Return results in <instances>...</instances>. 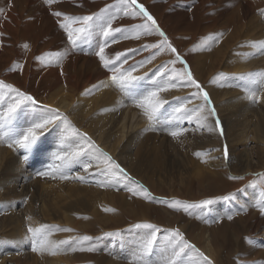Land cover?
Instances as JSON below:
<instances>
[{"label": "rangeland", "instance_id": "374dc122", "mask_svg": "<svg viewBox=\"0 0 264 264\" xmlns=\"http://www.w3.org/2000/svg\"><path fill=\"white\" fill-rule=\"evenodd\" d=\"M246 1L247 0H236V2H233L232 5L225 3V0H137V6L139 5V3H141L143 4L144 8L146 7L152 10L153 12L152 16L156 15L153 17L155 18L157 17L156 19H158L159 22L157 23L156 21V23L160 31L164 33V36H161L155 31H152L150 35L145 34L143 25L145 24L146 19L145 20L138 19L140 16H135V15L125 16L123 12V7L119 4L118 0H81L80 5L82 6V8L74 11L75 12L74 17H81L86 15L91 16L94 13L98 15L93 16V21L91 22L92 27L89 28L87 36L78 40L80 44H87L86 46L87 52H91L90 53L91 56L88 59H82L79 62V64L81 63L85 64L87 61L93 60L94 58V56H92L94 54L93 50H95V52L97 53L99 47L90 50L88 43H94L96 41L100 42L102 40H105V37L103 36L100 28V24L101 23L106 24L107 19L110 18V16H116V19L112 20V27L119 28L121 29V31L124 30V32H126L127 34L125 36H127L128 38L125 39L124 35L123 37H121L119 32V33H114L116 39L115 43H113L111 39L108 40V44L114 45L113 47L114 52L112 53L113 56H111L113 60L110 59L112 60L113 64L116 63L117 61L116 60L117 54H122L117 62L118 65L124 63L125 61L133 59L136 60L135 62L132 60L135 63L133 65L136 66L137 63L140 64L142 62H145L146 60L148 61L146 65L149 66L145 69H141L136 73H134L136 76H138L137 74L142 72L144 73V75L153 73L154 76L164 74L167 75L168 77L167 80H170L171 76H173V78L171 77L172 80L176 79V77L174 78V74L172 71L173 69H175L177 72H180L183 71L185 66H187L188 70L192 73L193 78L207 92L210 85L209 83H211L214 79L213 75H215L216 73L224 72L223 78L220 79L221 83L218 85L221 84L223 85L225 84L224 82H226L228 83V85L230 83V85H233L235 87L236 83L238 85L240 77L234 76L232 73L236 71L234 63L236 62V60H237V64L238 61H240L239 64L243 62L246 64L251 62L252 60L256 61L257 55L260 54L259 52L260 46H258V44L255 42L256 41L255 36H252L250 32L244 31L245 34L243 32H240L239 36L236 35L239 32L233 31L235 30L233 25L228 26V33L227 31L222 32L220 28H223V22L225 21L223 19V15L219 13L220 10L218 9L222 8L224 11H227L226 14L234 13L235 15H237V18L239 17V15H241V19H239L240 22L241 21L243 22L244 19L249 21L252 17H255L258 21V24H259V19L264 23V14H262L264 13V9L262 10L264 5L263 6L258 5L255 6V8H253L252 6L251 8H249ZM44 2L45 0H43V2L40 1V3H44ZM16 3L18 4V1H16ZM106 6L109 7L106 8ZM101 9H105V11L101 13L100 11ZM34 10L37 12L39 11L38 14L39 16H41L39 18L41 21L40 23H38V27L34 31L33 36L30 34L23 35L20 31H16V33L13 35L16 36V40L14 41V43L17 52H14L12 50L10 51L7 50L10 44L0 47V81H3L7 84H11L15 88H18L21 91L26 92L30 95H33V97H35V99L39 101L41 105H45L47 103L46 100L48 96L52 91L57 89L56 87L57 85L56 84L48 85L47 83L48 81L46 82V79L48 77L45 74L41 75V72L37 71L28 80L24 78V73L26 68L31 63V59L29 58L30 55L31 58L33 56L44 57L43 60L46 62L44 63L43 66L45 67L52 66L54 62L58 60L57 56L52 55L51 52L59 51L60 47L56 46L54 50L49 49L48 43L51 37L54 36V34H52L49 30L45 28L49 25H56L55 22L56 23L58 22L61 23V22L58 21V19H54L51 21L50 14L45 10L40 11V9L37 8H35ZM79 10H81V12H78ZM131 11H137V9L133 8ZM244 15L246 16V18H244ZM22 17L25 18L26 14L24 13ZM100 17H104L103 21L100 19ZM25 21L27 22V19ZM77 24L80 25V22L78 21ZM22 25H27V24L23 22ZM72 27L75 26L72 25ZM60 32L61 31L58 30L55 36L57 37V35L58 36L61 35ZM64 32L66 31L64 30ZM216 32L217 35H219V37L215 41V45H214V33ZM137 33H139L138 36ZM228 34L230 40L226 41L225 36ZM165 37L167 38L168 43H170L172 47L176 49V53L171 52L167 48V45L164 46L163 50H160L159 48L149 47L150 45H160L164 41ZM210 37L212 38L211 40H209ZM259 37H264V35ZM56 40H58V37L57 39H54V41ZM224 40L226 41L225 44H223ZM253 43L255 44V48L253 46ZM25 44L27 45V48L24 47ZM69 44H72L71 41L69 42ZM220 45H222L221 49L223 50L218 59L217 56L215 55L216 54L215 52L217 47ZM199 47H201L202 50L200 52H197V49ZM214 48H216L215 52H214ZM33 50H35V53L32 54ZM45 54H50V55L45 56ZM177 54H179V56L182 58L184 63H181L180 61H177L175 64L171 63L172 60L176 59ZM21 55L22 57H20ZM195 56L201 60L205 58H212V59L214 58V64L215 63L217 64L215 65L207 64L208 66L206 67L205 70H203L202 73L197 72L196 70L197 68H195V61H196ZM19 57L22 58L20 61H19ZM152 57H154V59ZM140 59L142 60L140 61ZM228 59H231V63H227ZM232 60H234V63H232L233 62ZM18 61L20 62V65L21 63H23L22 67L18 68L20 70H18L17 68L16 69L14 68L15 70H13L12 66L16 64ZM126 65L130 66L131 61L126 62ZM160 65H163V67H161ZM134 66L132 68H134ZM36 67L37 64L35 68ZM223 67L225 69H222ZM141 75L144 76L143 74ZM86 76L87 74H85L84 71L77 73L75 78V83L76 85L77 84L78 85L75 88V91L81 90L82 80H85ZM112 76H113L112 73H110L105 78L109 80V82H111L110 83L111 85L114 84L111 79ZM14 79L17 84L19 83L18 85L13 81ZM95 81L98 82L100 81V79ZM95 81L92 80V82ZM73 82L74 81H67L64 83V81H62L60 85L66 84V86L64 90L60 92L62 93L70 92ZM181 82L183 83V81ZM216 83H219V80ZM255 83H252L251 89L255 91L257 95L260 97L259 102H262V99H264V81H261L259 84H255ZM93 85L94 84H92V86ZM244 86L249 87L250 85L247 86L246 83H244ZM246 87L242 89L240 88V91L246 93L245 91ZM133 88L136 89L135 86H133ZM188 88L190 90V87H187L186 89ZM191 89L193 90L191 94L197 91L195 87H191ZM138 90L139 91L136 90V92L131 91L125 93L122 92L121 94L119 93L120 95L125 94L124 96L128 97V99H126L127 104L122 105V107H119L117 111L114 113V117H113L120 119V121L123 120V118H126V123L129 125L135 126L137 123H140L141 125L137 124V128L142 126L143 124H145V126H147L148 124V119L144 115V110L138 107L135 102V99H138L139 97L147 94L144 93L146 87H142L140 84ZM216 91L219 92L221 90L220 88H216ZM164 94L165 97L163 99H166L164 100L166 101V103L164 104L163 108L160 110V113L158 114V119L156 121L150 122V124H152V128L150 129L151 131H149L151 136L148 137L146 136L148 140L146 144L151 139L155 140L153 136H155L157 133L159 134V138H162V136L164 135L162 132L163 131L162 129H164L163 127L164 122L162 123L161 121L171 122L172 120L169 119V116L175 118L176 115L171 116L173 115L171 109L173 108L175 109V106H172V104L176 100H179V98L180 100H184L185 98L184 95L186 93L178 92V91L175 92L165 91ZM208 94L210 95L209 97L211 98L210 100L212 105L215 107L216 102L213 99L214 93L210 92ZM200 95L203 94L201 93ZM112 96L116 97L112 91L108 93H104L105 98H110ZM4 106H6V104L0 103L1 111L4 109ZM83 113L84 112H82L81 115L86 116V112L84 114ZM247 113H253L254 120L251 119L248 120V116L247 114H245L244 108L241 107L240 117H242V120L240 121V123L242 124V126H244L245 129L249 130V133L252 135V138L250 140H247L246 145L250 148V151L254 150V153L257 154V150L259 149L260 143L259 142L255 143L254 141L257 140V138L264 136V130H260L262 133L260 135H257L259 130L258 128L260 126L264 128V109L261 108L260 106L255 107L254 109V107L250 105V109ZM167 115L168 117H166ZM183 115H185V113ZM21 117L23 119V123L21 127H26L27 120L29 118H26V115L24 114ZM181 117L182 119L180 118V120H183L184 116ZM188 118H191V116H189ZM213 118L215 124H216V119L218 118L221 125L222 119L219 117L217 111H216V116ZM14 121L12 122V124L7 125L4 128H0V134H2L3 132H8V136L4 140L0 141V154L3 155L5 159L6 157L13 158L17 163L16 165L18 166V172H16L17 174L16 173L13 174V172L3 171L2 169H0V175H1L0 193L3 194V195L0 194V196L2 195L0 197V214H1L0 220L2 219L3 220L19 219L20 221L22 220V230L25 234L24 236L28 234L31 237L32 234L31 233L29 234L27 228H29L30 226L33 227V225H28V223H25L23 221L26 218L27 219L30 218L28 216H34V215L38 216L37 215L38 205L41 204V202L43 203L42 200L46 201V197L42 194L43 192L46 191V189H44V187H46L45 184L51 188L53 185H56V183L64 184L66 180L75 177L77 173H78L77 177H81L79 176L80 174L81 175L85 174L83 165L86 164V162L89 163V160L94 157H92L90 154L85 152L79 157H74L68 160L57 159L58 156H65V155L71 157L72 153L75 152L76 149L71 151L69 154H66L63 148H61L62 150L58 148L54 150L53 148H55L54 147L55 144L44 139V137L47 136L46 133L41 138V141L39 142L38 146L34 147L32 151L33 154L32 153L29 154V159L27 161H24L23 157L24 155L27 154L25 150L19 152V148L14 146V144L12 147L8 146L10 143L11 144L13 143L12 141L14 138L13 137L14 134L10 130L15 128H20L13 124ZM3 123L4 122L0 120V124ZM154 123H156V125ZM113 124L114 123L109 121V123L106 125V128ZM54 128L56 130L58 127L57 128L53 127L51 130H54ZM216 129L220 135V140H218L219 143L221 141V145L219 146V148L222 147L223 159L226 162H228L230 157V149H232L234 145H232L229 142L230 139L228 140V136H227L228 130L225 126H223V128L221 126L220 127L216 126ZM54 136H56L55 133ZM180 137H182V133L177 138ZM185 137H187V135L183 136V138ZM195 137L197 139V136ZM55 140L57 143L58 139ZM166 140L168 141L165 142ZM176 142L174 143L173 139H159L158 142L153 143V145L156 147V148L154 147L155 151H157L158 153L161 152L160 154L161 161L162 158L165 156L163 162L165 164H168L169 166H171L173 162L176 163L178 162V164L181 165L179 162H181V158L184 155L183 144H181L179 141L178 143ZM169 144H171L172 146ZM160 147L161 148L164 147L165 149L164 148L160 149ZM225 147H227V151H228L227 158L224 155ZM174 150L180 152L173 153ZM164 151L166 154L164 153ZM173 154L177 156V159L171 157ZM179 154H182V157H180ZM192 154L195 158H198V156L195 153ZM186 159L187 158H185V161ZM120 167L123 169L124 165L121 164ZM22 168H24L25 170ZM93 168L94 167L90 168L88 170L89 173L87 171L85 174L86 177H89L88 180L86 179V184L88 186L89 185L99 186L96 184L100 183L101 176L99 178L98 177L95 178L94 176L96 173L92 171L94 169H96V171H99L100 168L99 167H96L94 169ZM151 168L153 170L152 165ZM241 169H242L241 166L238 165L235 167L234 171L232 172L228 171L227 174L226 173L220 174L219 177L216 175H214L213 177L209 173L204 177L200 176V178L197 177L188 178V180L184 181L183 183H180L179 182L180 180L178 179L175 183H172L171 185L168 184V182L159 181L154 184V182L150 181L148 186H142V188L139 191H135L133 189V192L139 193L136 195H134L133 192L127 190L122 195L121 194L118 195L117 198H113V199L101 198L100 201H94V198L93 197L91 198V196L89 197V199L81 197V200H83L84 203L86 204L84 206L83 204H81V202L78 199L73 198L77 195L71 196V198L61 199L59 202L60 208L57 205L52 206L48 202H46L48 207L47 214L48 217H50L51 219V220L49 219L50 221L47 224L48 226H51L52 229L57 228V230H54V232L56 231L59 234L63 233L62 240L63 241L67 240L68 243L67 244L62 243V245H60V248H58L57 250H60L62 252V254L61 252L60 254L61 255L64 254V257L70 254V256H67L66 258L69 259L68 261L74 259L75 261L73 262L75 264H144V260L139 258L140 249L134 252H131L130 249L132 248L131 242L137 241L138 244L141 245V242L146 238L145 236L149 234L150 230L145 228L135 227L137 224H145V223L155 225L157 228L160 229V231L157 233V241L154 245L153 252L150 253L146 258L148 264H161L163 260L171 257V255H169L171 254L169 252V250H171V245L168 243V241H175L174 238H176L171 233L169 234V232L167 231V229H169L170 231L171 228L179 229L180 233L183 234L184 240H186L189 244L194 245V248L192 249H185L186 252L183 255H181V257L177 260V264H193L194 261H196V257L200 256L199 253H203V255L206 256L209 261H211V264H263V262L259 258V255L260 254L262 255V253L264 252V226L262 224L264 223V214H261L260 210L259 211L253 210L259 208V204L251 205L248 202V199H252L253 195L243 196V193H246L249 188H252L253 190L254 187L256 186H261L264 189V166L258 170L242 171ZM125 170L128 169L125 168ZM39 171H51L52 175L47 177L38 176L36 175V173ZM62 171L67 173L66 175V177H68L67 179L61 178L63 173ZM8 172H10V175ZM99 173L100 175H102V177L105 176L104 178H106L107 174H103L102 172ZM169 173L171 174L172 172ZM23 174L24 175L29 174L25 176L27 180L26 186L19 185L20 182L19 178H21ZM173 174L175 173H172L171 175ZM230 176H238L241 177V179H230L229 178ZM8 180H10L11 183H16L17 186L9 187ZM72 180L81 181V179H73V178ZM116 180L118 179L116 178ZM119 184L120 185H118V187L122 190V187L120 186H124V185L122 184L121 181L119 182ZM61 187L62 186H55L52 189L58 188L63 193L65 192V190L68 189V187H65L64 190ZM18 189L21 191H19ZM143 189H147L149 198H145L143 193H141ZM13 195L14 196L16 195L19 199L16 196L14 197ZM229 195L235 197V199L225 200L224 197ZM10 199L12 200L14 199L15 201L11 200L9 202ZM90 199L92 200V202ZM206 199H211L213 203L207 206H200L199 202ZM162 200H167L169 202L173 200H178L184 203L196 205V207L191 208L189 212L186 213L183 211L182 208L177 210L169 207L168 204L161 203L160 201ZM10 203L12 206L10 205ZM28 204H30V206H32L35 209L34 210L35 214L32 213L33 211L31 210V208L28 209L32 211L30 212L32 214L29 213H28L29 215L24 214L23 209ZM240 204L241 207L239 208ZM53 208L55 209L54 211H52ZM229 215H232L233 217L231 220L227 218ZM261 215L263 216V218H261ZM244 216L246 217L244 218ZM199 217H201V219L203 220L207 218V220H205L206 226L210 225L209 228H211L209 230L210 238H211V244L210 246H208L209 248H206L203 245L205 244L203 238H199L198 241H196L194 236H189L190 232L188 233V229L190 228L191 230L192 227V226L190 227V225L195 221L193 219L196 218L197 220H199ZM39 218L40 220H43L41 217L38 216V219ZM38 227H40L39 224L37 225V228ZM66 228L72 229V231H63V229ZM0 232H1L0 233V244H1V238H2L1 234L4 232L1 229ZM108 233H111L112 235H107ZM141 235L143 236V238ZM84 236L91 237L92 239L89 241L82 240L81 238ZM30 237L26 236V238H30ZM69 237H71L72 239L69 240ZM6 238H10V237H6ZM246 238H250L252 242L250 243L249 239ZM159 241H161L162 243H160ZM12 242L10 241V243H12L15 246L18 243L16 239H13ZM5 243H9V241L7 242L5 241ZM53 243L57 244L58 240ZM159 245L161 248L159 247ZM93 246L97 249L94 252H89L87 250L84 251L79 250L80 248L87 249L88 247H93ZM72 248H76L77 251H72L71 250ZM4 249L2 248V250H0V258L3 257L6 258L5 261L6 264L7 263L10 264V262L11 264L14 263L23 264L22 263L23 261L21 262V260H24L22 256H24L26 258V261L29 263L33 259H35V256L37 254V252H34L33 255L32 253L33 251L31 250V248L29 250V255L28 254L15 255V253L10 251L9 249L6 248ZM196 250H199V252H197Z\"/></svg>", "mask_w": 264, "mask_h": 264}, {"label": "bare ground", "instance_id": "6f19581e", "mask_svg": "<svg viewBox=\"0 0 264 264\" xmlns=\"http://www.w3.org/2000/svg\"><path fill=\"white\" fill-rule=\"evenodd\" d=\"M16 1H18V4L16 3ZM40 1L43 2V0H0V9L3 10V12L0 13V34H2V35H0V47L5 46L7 44H10V46L7 50H9V51L12 50L14 52H17L16 46L14 43V41L16 40V36L13 34H15L16 31H20L23 35L30 34L33 36L34 31L38 27V23H40V21H41L39 19L41 17L38 14L39 11L38 12L35 11L34 10L35 8L40 9V11H44V10L47 11L50 14V20L51 21L54 19H58V21L61 22V23H59V22L56 23L55 22L56 20H55L54 22L56 25H49L45 28V29L49 30L52 34H54V36L51 37V39L48 43L49 49L54 50V48L56 46L60 47L59 51H52L51 52L52 55L57 56L58 60L55 61L52 66L45 67L43 65L46 61L38 60L34 56L31 58V55H30L29 58L31 59V63L27 68L25 66L26 70L24 73V78H26L27 80L30 79L38 71V72H41V75L45 74L48 77L46 79V82L48 81L47 82L48 85H50V84H56L57 85L56 86L57 89L52 91L50 93V95L48 96V98L46 100L47 101L46 104H49L52 108L59 109V111L61 113L65 114L68 117V120L71 121V127H68L67 125L61 124L58 128L56 127L57 128L56 130H55V128H54V130H50L46 134L47 136H45L44 139L55 144V146H54L55 148H53L54 150H56L57 148L58 149L63 148V150L66 152V154H69L74 149H77V146L82 144L83 134L87 133V136L90 137L91 140L95 142V144L98 146L99 149H101L103 152L110 155L112 157V159L116 163H118L119 165L123 164L124 170H125V168L128 170H125V172L127 174L124 171H123L124 173L123 172L118 173V174L114 173L111 169L106 168V166L103 163H99L96 159L97 153H95L89 149L86 151V153H88L92 157H94V158H91L89 160V163L94 168H96V167L100 168L99 171H96V169H94V168H93L94 169L93 171L91 170L92 172L96 173L94 176L95 178H97V177L99 178L101 176L100 177V183L96 184L99 186H92V185L88 186L86 184V179L88 180V178H89V177H86V175H85L86 172L84 174L85 176L81 175V174L79 175V176L83 177V179L81 181L80 180L79 181H73L72 180V178L77 179V175H78V173H77V175L75 177L69 178L68 180H66L64 182V184L56 183V185H53L51 188L45 184L46 187H44V189H46V191L43 192L42 194L46 197V201L42 200L43 203L41 202V204H39L37 207V211H38L37 215L39 217H41L43 220H40V218L38 219V216L34 215V216H28L30 218H28V219L26 218L27 220L24 219L23 222L28 223V225H33V228H37L38 224H39V226H41V225L47 226L46 230H43V231H45V234L49 235V239L52 242H55L58 240L57 244L53 243L55 245V249H54L55 254L53 255V254H51V252L37 253L38 255L36 254L35 259H33L29 263L26 261V258L24 256H22V258H24V260H25V261L21 260V262L23 261L22 262L23 264H31V263L32 264H35V263L36 264H75L73 262V261H75L74 259H72L71 261H68L69 259L66 258L67 256H70V254L67 255L66 257H64V254L61 255L62 252L60 250H57L58 248H60V245H62V243H60V242L63 241L62 240L63 233L59 234L56 231L54 232V230H57V228L52 229L51 226H48L47 223H49V221L51 219H50V217H48V214H47L48 213V207H47L46 202H48L52 206L57 205L60 208L59 202L61 199H67V198H71V196L77 195L73 198L78 199L81 202V204H83V206H84L86 204L84 203L83 200H81V197L89 199V197L91 196V198L92 197L94 198V201H100L101 198L113 199V198H117V196L120 194L122 195L129 188L134 189L135 191H139L142 188V186H148L150 181L154 182V184L156 182H159V181L160 182H168V184L171 185L172 183H175L178 179L180 180L179 181L180 183H183L184 181L188 180V178H192V177L200 178V176L204 177L205 175H207L209 173L213 177H214V175L219 177L220 174H225V173L227 174L228 171L229 172L234 171L235 167L238 165L241 166L242 171L258 170L264 166V136L259 137V138H257V140L254 141L255 143H257V142L260 143L259 149L257 150V154H255L254 150L250 151V148L246 145L247 140H250L252 138V135L249 133V130L245 129L244 126H242V124L240 123V121L242 120V117H240L241 116V107L244 108L245 114H247V116H248V120H250V119L254 120L253 113H247L250 109V105H252L254 107V109H255V107H258V106H260L261 108L264 109V99H262V102H259V100L256 102H253L251 99L248 98L247 92L243 93V91H240V88L242 89V88L246 87V86H244V83H246L247 86L250 85L249 87L252 86V81H255L256 82L255 84H259L261 82V79H260L261 74H264V37H259V36L264 35V23L260 19H259V24H258V21L255 17H252L249 21L244 19L245 22L244 21L240 22L239 19H241V15H239V17L237 18V15H235L234 13L226 14L227 11H224L222 8L218 9V10H220L219 13L221 15H223V19L225 21V22H223V28H220V30L222 32L227 31V33H228V26L233 25V27L235 28V30H233V31L239 32L236 35L239 36L240 32L244 33V31L250 32L252 34V36H255L256 41L255 40L254 41L258 44V46H260V51H259L260 54L257 55L256 61L252 60L251 62L246 63V64L244 62L239 64L240 61H238V64H237V60L235 63H234V60H232L233 61L232 63L235 64L234 66L236 69V71L232 72V73L234 76L240 77L238 85L236 83L235 87H234L233 85H230V83H229V85H230L229 86L228 83H226V82H224L225 84H223V85L222 84L218 85L221 83L220 79L223 78L224 72L216 73L215 75H213V77L215 78V83L210 81L211 82V83H209L210 85L208 84L209 85L208 93H210V92L214 93L213 99L216 102L215 109H216L217 113L219 114V117L222 119L220 126L222 128H223V126H225L227 128L228 140L230 139L229 142L232 145H234V147L232 149H230V157H229L228 162H226L223 159L222 147L219 148V146L221 145V141H220V143L218 141V140H220V135L216 129V124L214 123L213 116L208 115L207 106H205L203 113H199L197 111L199 109V107L202 104H204L203 97H202L203 95H200L199 98L193 97V95L191 94V92L193 91L191 89V87L189 90V88L186 89L187 87L181 86L182 82L176 76H174V78L176 77L175 80L174 79L172 80L173 76H171L172 78L170 77V80H167L168 77H167V75H164V74L154 76L153 73H150L147 75H144L143 72L139 73V74H137L139 79L136 81H133L123 91L116 84L112 83L113 85H111L110 84L111 82H109V80H107L105 78L110 73H112V75H114V72L110 71L109 68H105L103 66V62L100 60L99 56H97L95 54L96 53L95 50H93L96 47H99L104 42V40L101 39L102 41H100V42L96 41L94 43H88L89 49L93 50V52H94V54L92 55V56H94V58L91 61H87L85 64L84 63L79 64V62L82 59H88L91 56L90 55L91 52H87V48H86L87 44H80L79 41H77L75 46L73 44H69L70 41L68 40V34L66 35V32H64L65 29L60 26L62 23H71L75 27L80 26L77 24L78 21L75 23H72L71 21L65 20V16L75 18L74 17V13H75L74 11L82 8V6L80 5L81 0H58V1L54 0V2L51 4H48L45 2L40 3ZM233 2H236V0H225V3H227V4H232ZM246 2L248 4L249 8H251L252 6H253V8H255V6H258V5H260V6L264 5V0H257V1L247 0ZM139 4H141V3H139ZM136 9L138 10V8H136ZM263 9H264V7L262 8V10ZM146 10H149L148 13L151 14V16H152V14H153L152 10L150 8H146ZM55 12H61L64 15L57 17L54 15ZM78 12H81V10H79ZM24 13L26 14L25 18L22 17V15ZM225 15H226V18H225ZM153 16H156V15H153ZM153 18L155 19V21H157V23L159 22V20L156 19L157 17L156 18L153 17ZM244 18H246L245 15H244ZM26 19H27V22L25 21ZM138 19L145 20V18L143 16H140ZM23 22H25V24H27V25H22ZM242 25H243V28H242ZM58 30L61 31L60 32L61 35H59V36L57 35L58 40L54 41V39H57V37L55 35L57 34ZM120 35H121V37H123V35L125 36L127 34L123 30L120 32ZM217 37H219V35H217V32H216V33H214V45H215V41L217 40L216 39ZM225 39H226V41L230 40L229 34L225 36ZM97 40H99V39H97ZM226 41L224 40L223 44H225ZM221 46L222 45L218 46L217 49L214 48V52L216 49L215 55L217 56L218 59H219L221 52L223 50V49H221ZM113 47H114L113 44H108V47H106L104 50L105 57L111 63L113 60L111 58V56H113L112 53L114 52ZM254 48H255V46H254ZM201 50H202L201 47H199L197 49V52H200ZM256 51H258V50H256ZM250 52H251V49H250ZM250 52H248V53H250ZM259 52H257V53H259ZM33 53H35V50L32 51V54ZM20 57H22V55ZM20 57H19V61L22 59ZM110 59H112V60H110ZM132 60L133 59L128 60V61H131L130 66L126 65L125 62L124 63L121 62L122 64L118 65V63H117L118 61H116V63H114V64L110 63V67L114 66L120 72H124V73L131 71L132 75L136 76L134 73H136L137 71H139L141 69H145L149 66V65H146V63L148 62L146 60H145V62H142L140 64L137 63V65L134 66L133 64H135L134 62L136 60H133L134 62ZM141 60L142 59H140V61ZM19 61L12 66L13 69L17 68L16 65H20ZM38 62H40V63H38ZM227 63H231V59H228ZM22 64L23 63H21V65ZM36 64H37V67L35 68ZM207 64L208 65L214 64V58L213 59L212 58H205V59L201 60V59H198L196 57L195 68H197L196 69L197 72L202 73L203 70H205L206 67L208 66ZM215 64H217V63H215ZM132 65L134 66V68H132L133 67ZM141 65H142V67H140ZM160 66L163 67V65H160ZM121 68H122V70H121ZM133 69H135V70L133 71ZM208 69H209V67H208ZM216 69H217V67H216ZM222 69H225V68L223 67ZM18 70H20V69H18ZM83 71L85 72V74H87V76H86L85 80H82L81 90L75 91V88L78 85V84L76 85V83H75L76 75L78 72H83ZM146 73H147V71H146ZM158 73H160V72H158ZM10 74H11V72H10ZM141 74H143L144 76H142ZM98 79H100V81L96 82L95 80H98ZM92 80L95 82H92ZM218 80H219V83H216ZM13 81L15 82V79ZM62 81H64V83L67 81H74L70 92H68V93L67 92H64V93L60 92V91L64 90V88L66 86V84L60 85V83ZM168 82H176L177 87L169 88L166 92H170V91L184 92V93H186L184 95L185 98H184V100H180V98L178 97L179 100H176L175 102H173L172 106H175V109L172 107L173 109H171V110H172L173 115H171V116H175V115L176 116H175V118L169 116V119L172 120L171 122L161 121L162 123L164 122L163 123L164 129H162L163 130L162 132L164 135L162 136V138H159V134L157 133L155 136H153V138H155V140L151 139L146 144V142L148 141L147 137L151 136L149 131H151L150 129L152 128V124H150V121H148L147 126H145V124H143L142 126L137 128V124L141 125L140 123H137L134 126V125L127 124L126 118H123V120H121V121L118 118H113L114 113L117 111V109L119 107H122V105L127 104L126 99H128V97H125L124 96L125 94L124 95H120V94L122 92L125 93V92H131V91L136 92V90L139 91L138 89H139L140 84L142 87H146V90L144 93H148V92L152 91L154 89V87H156V86L165 87ZM240 83H241V85H240ZM92 84H94L93 86H96L94 89H93ZM133 86H135L136 89H134ZM216 88H220L221 91H219V92L216 91ZM86 89H93V90H92L91 94L85 95L84 93H85ZM110 91H112L116 97L112 96L110 98H105L104 93H108ZM164 92L165 91H162L159 94L160 99H162V100H166V99H163L165 97ZM169 95H172V94H169ZM175 103H176V105H175ZM2 104H4V103H2ZM168 105H170V104H168ZM181 106H183V109L181 110V112H177L176 109L181 108ZM239 106H241V107H239ZM5 107L6 106H4V108ZM82 112H84V113L86 112V116L81 115ZM162 112H164V111H162ZM184 113L186 116L183 115ZM24 115H26V118H29V116L27 114H24ZM198 115L201 117L206 116L207 119L206 120H203V119L198 120L197 119ZM127 116H128V114H127ZM181 116H184L183 120H180V118L182 119ZM189 116H191V118H188ZM133 117H134V115H133ZM166 117H168V115ZM109 121H111L114 124L110 125L109 127L106 128V125L109 123ZM260 121H261V119H260ZM22 123H23V119H22V117H20V118L16 119L13 124L15 126L21 127ZM189 123H191L192 126ZM154 124L156 125V123H154ZM182 128L185 130L182 132V137L177 138V137H172V135H170L171 131H174L177 129H182ZM209 128H211L212 130L209 131ZM73 129H75V131H73ZM258 129L259 130H258L257 135H260L262 133L260 130H264V128H262L260 126ZM154 130H155V128H154ZM54 133L56 136H54ZM153 133H154V131H153ZM184 135H187V137L183 138ZM195 136H197V139ZM13 137H14L13 138V141H14L16 139V136L14 135ZM55 139H58L57 143H56ZM159 139H173L174 143L176 141H177L176 143H178V141H179L181 144H183L184 155L182 157V154H179V156L182 157L181 162H179L181 165H179L178 162L177 163L173 162V164H175V165L172 164L171 166H169L168 164H165L163 162V159L165 156L162 158V161H161V158H160L161 152L158 153L157 151H155L156 147L153 145V143L158 142ZM167 141L168 140H166L165 142H167ZM171 144H172V142H171ZM171 144H169V145H171ZM62 145H64V146H62ZM14 146H16V145H14ZM163 148L160 147V149H163ZM167 149H168V147H167ZM20 151H24V149H19V152ZM174 152H180V151L174 150L173 153ZM164 153H165V151H164ZM164 153H162V154H164ZM192 153H195V154L200 153V155H197L198 158H195ZM16 157H17V155H16ZM171 157H173L174 159H177V156L174 154ZM185 158H187L186 161H185ZM184 162H186V163H184ZM199 162H200V164H199ZM86 163H88V162H86ZM16 164L17 163L15 162V160L13 158L6 157V159H5L4 156L0 154V169H2L3 171H10V172H13V174L18 172V166ZM21 165H22V163H21ZM151 165L153 167V170L151 168ZM22 169H24V168H22ZM10 172H8L9 175H10ZM99 172H102L103 174H107L106 178H104L105 176L102 177V175H100ZM169 172H172L175 174L171 175L172 173L170 174ZM88 173H89V171H88ZM30 174H32V173H30ZM64 174H65V176L67 175L66 172H63L62 176H64ZM11 175H12V173H11ZM27 175H29V174H27ZM27 175L23 174V176L21 178H19L20 179L19 180L20 186H26L27 180H26L25 176H27ZM6 177H7V175H6ZM131 177H133V178H131ZM113 178H115V179H113ZM116 178L118 180H116ZM8 181H9L8 182L9 187L10 186H12V187L17 186L16 183H11L10 180H8ZM62 181H64V180H62ZM95 181H97V180H95ZM120 181L124 185V186H120V187H122V190L118 187V185H120L119 184ZM98 182H96V183H98ZM101 185H104V186H101ZM55 186H62L61 187L62 189H64L65 187H68V189L67 190L64 189L65 192L63 193L58 188L52 189ZM19 191H21V190H19ZM0 194H2V193H0ZM67 194H69V195H67ZM252 195H253V198L248 199V202L251 205L260 204L261 202H264V189L261 186H256V187H254L253 190H252V188H249L246 193H243V196H252ZM11 200L12 199H10L9 202ZM15 200H16V198H15ZM91 202H92V200H91ZM15 204H13V205H15ZM10 205H11V203H10ZM240 207H241V204H240L239 208ZM6 208H5V210H6ZM28 208H31V210L33 212L31 210H29ZM18 210H19V208H18ZM23 210H24L25 215H29L32 213L35 214V212H34L35 209L32 206H30V204H28ZM54 210L55 209L53 208L52 211H54ZM253 210L259 211L260 209L257 208V209H253ZM3 212H4V210H3ZM30 212H32V213H30ZM20 213H21V211H20ZM245 217L246 216H244V218ZM261 218H263L262 215H261ZM200 219H201V217H199V220H197L196 218L193 219L195 221L190 225V227L191 226L192 227H191V230H190V228L188 229V233L190 232L189 236H194L196 241H198L199 238H203L204 243H205L203 245L206 248H209L208 246H210V244H211V238H210V231L209 230L211 228H209L210 225L206 226L205 220H207V218H205V220H203V219L200 220ZM262 224L264 226V223H262ZM0 229L4 232L1 234L2 238H1L0 250H2V248L3 249L6 248V249H9L10 251H12L13 253H15V255H23V254L29 255V250H30L32 245H31V242L29 240L30 238H26V236L30 237V235L27 234L28 232L26 233L27 235L24 236L25 234L22 230V220L20 221L19 219H8V220L2 219V220H0ZM174 229L175 228H171L170 231H169V229H167V231L169 232V234L170 233L172 234V230H174ZM6 237H10L12 239L6 238ZM142 238H143V236H142ZM13 239H16L18 241L16 246L12 244L14 242V241L12 242ZM174 239H175V241H168V243L171 245V250H169V252L171 253L169 255H171V256L173 254V246L177 242V238H174ZM167 240H168V237H167ZM169 240H170V238H169ZM5 241L6 242L9 241V243H5ZM10 241L12 243H10ZM159 242L162 243L161 241H159ZM58 244H59V246H58ZM131 246H132V248L130 249L131 252H134V251H137L138 249H140V245L138 244L137 241L131 242ZM159 247H160V245H159ZM9 250H8V252H9ZM4 251H5V249H4ZM60 252H61V254H60ZM185 252L186 251H184V253ZM5 253H7V252H5ZM32 253L34 255V252H32ZM190 253H192V252H190ZM183 254H181V255H183ZM200 257L201 256H197L196 261H194L193 264H203V263L207 264V262L204 261L202 257L200 259ZM259 258L264 264V252L262 253V255L261 254L259 255ZM5 261H6V258H4V257L0 258V264H6ZM10 264H11V262H10ZM14 264H16V263H14Z\"/></svg>", "mask_w": 264, "mask_h": 264}, {"label": "snow or ice", "instance_id": "6c2138e0", "mask_svg": "<svg viewBox=\"0 0 264 264\" xmlns=\"http://www.w3.org/2000/svg\"><path fill=\"white\" fill-rule=\"evenodd\" d=\"M54 0H45V3L51 4ZM119 4L123 7V12L125 16L128 15H135V16H143L146 17L145 24L143 25L145 34H151L152 31L157 32L159 35L164 36V33L160 31L155 19L148 13V11L144 8L143 4H139L137 6V0H118ZM109 6H106V8ZM133 8H138L137 11H131ZM101 13L105 11V9L100 10ZM3 10L0 9V13H2ZM264 14V13H262ZM55 16L60 17L64 15L61 12H55ZM98 14H93L91 16H81V17H68L65 16V20L71 21L72 23H75L77 21L80 22V27H72L71 23H62L60 26L65 29V31L68 34V40L71 41V43L75 46L77 41L86 37L88 34V30L90 27H92V21L93 16H96ZM100 19L103 21L104 17H100ZM116 19V16H110V18L107 19L106 24L101 23L100 28L102 31L103 36L105 37L104 42L99 46V51L96 53V55L99 56L100 60L103 62V66L105 68H109L110 71L114 72V75L112 76V82L116 84L122 91L125 90L133 81H136L139 79L138 76L132 75V72H120L117 68L110 67V61L105 57L104 50L106 47H108V40L111 39L113 43L116 42L114 33L121 32V29L119 28H113L112 27V20ZM150 21V23H148ZM2 35V34H0ZM139 33H137V36ZM125 39H127V36H124ZM212 38L210 37L209 40ZM218 39V37L216 38ZM207 43V41H206ZM167 45V48L173 52L176 53V49L172 47L170 43H168L167 38L165 37L164 41L160 45H150L149 47L153 48H159L160 50H163L164 46ZM253 46L255 44L253 43ZM25 48H27V45H24ZM50 54H45V56H48ZM122 54H117L116 60L118 61L120 59V56ZM154 59V57H152ZM38 60H43L44 57H36ZM177 61H180L181 63H184L182 58L179 56V54L176 55V59L172 60L171 63L175 64ZM127 61H125L126 63ZM142 66V65H141ZM17 68L22 67V65H16ZM15 70V69H13ZM135 69H133L134 71ZM174 76L179 77L181 81H183L182 85L183 87H195L197 89L196 92H194L192 95L195 98H199L200 94H203V101L204 104H202L199 109L197 110L199 113H203L205 106L208 108V115H211L213 117L216 116V109L212 105L209 94L207 91H205L201 85L193 78L192 73L188 70L187 66L183 69V71L177 72L175 69L172 70ZM222 75V74H221ZM261 81H264V74H261L260 77ZM215 83V78L212 81ZM252 83H255V81H252ZM96 86H93V89ZM177 87L176 82H169L166 84L165 87H159L156 86L154 89L150 92H148L146 95H143L139 97L138 99H135V102L138 107L142 108L144 110V115L147 117L148 121H156L158 119V114L160 113V110L163 108L166 101L160 99L159 94L162 91H167L169 88H175ZM7 90L6 92L4 90ZM93 89H86L85 95L91 94ZM245 91L248 93V98L251 99L253 102H256L260 99V97L257 95L255 91L251 89V87H246ZM0 103L6 104V107L0 111V120H2L4 123L0 124V128H4L7 125L12 124V122L18 118H20L23 114H27L29 116V119L27 120V126L26 127H20L11 129L10 131L13 132V134L16 136V139L13 141L12 144H9V147H12L13 144L16 145L19 149H24L27 153L24 155L23 160L27 161L29 159V154L32 153L34 147L38 146L39 142L41 141V138L48 133L53 127H59L61 124L67 125L68 127H71V121L68 120V117L61 113L59 109L52 108L50 105H41L39 101H37L32 95L21 91L18 88H15L11 84H7L3 81H0ZM183 109V106L181 108H177V112H181ZM197 119H207L206 116L201 117L198 115ZM216 126H220V121L217 118L216 119ZM212 129L209 128V131ZM75 131V129H73ZM185 131L184 129H177L174 131H171L170 135L173 137H178L181 135V133ZM8 136V132H3L0 134V141L4 140ZM10 138V137H9ZM92 150L93 152L97 153L96 159L99 163H103L106 168L111 169L114 173H122L124 170L120 167L118 163H116L110 155L103 152L101 149L98 148V146L95 144L94 141L91 140L90 137L87 136V133L83 134L82 137V144L77 146V149L75 152L72 153L71 157L65 155V156H58L57 159L61 160H68L74 157H79L80 155L84 154L87 150ZM196 155H200V153H196ZM224 155L227 158L228 151L227 147L224 149ZM84 171L87 172L92 165L90 163H86L83 165ZM38 176L47 177L52 175L51 171H39L36 173ZM61 178L67 179L68 177L62 176ZM230 179H241V177L238 176H230ZM77 179H83V177H77ZM104 186V185H101ZM128 191L133 192V189L129 188ZM143 195L145 198H149V194L147 192V189L142 190ZM134 195L139 194L137 192H133ZM225 200H232L235 199V197L229 195L224 197ZM161 203L168 204L169 207L174 209H183L184 212H189V210L193 207H196V205L184 203L178 200H173L171 202L167 200L160 201ZM213 201L211 199L202 200L199 202L200 206H207L211 205ZM260 212L261 214H264V202H261L259 204ZM111 210V209H108ZM246 210V209H245ZM229 220H231L233 217L232 215H229L227 217ZM135 227L137 228H145L150 230L149 234L146 236V238L141 242L140 245V259L144 260V264H148L147 257L150 253L153 252L154 245L157 241V233L160 231L159 228H157L155 225L152 224H137ZM47 226L41 225L39 228H33L29 227L28 232L31 233V250L33 252L37 253H43V252H51V254H55V245L53 242L49 239V235L45 234ZM63 231H72V229H63ZM107 235H112L111 233H108ZM172 235L177 238V242L173 246V254L170 258L165 259L161 262V264H177V260L181 257V254L184 253L185 249H192L194 248V245L189 244L186 240H184L183 234L180 233L179 229L172 230ZM72 238L69 237V240ZM82 240L89 241L92 238L88 236H84L81 238ZM249 242L251 243L250 238ZM60 243L67 244L68 241H61ZM72 251H77L76 248H72ZM80 251L87 250L89 252H94L97 249L93 247H88L87 249L80 248ZM199 252V250H196ZM199 255L203 258L204 261L207 262V264H211V261L208 260L206 256L203 255V253H199ZM136 258V257H134Z\"/></svg>", "mask_w": 264, "mask_h": 264}, {"label": "crops", "instance_id": "0c3cea01", "mask_svg": "<svg viewBox=\"0 0 264 264\" xmlns=\"http://www.w3.org/2000/svg\"><path fill=\"white\" fill-rule=\"evenodd\" d=\"M144 18H145V17H144ZM145 19H146V18H145ZM149 22H150V21H149ZM149 22H148V23H149ZM128 28H131V27H128Z\"/></svg>", "mask_w": 264, "mask_h": 264}]
</instances>
